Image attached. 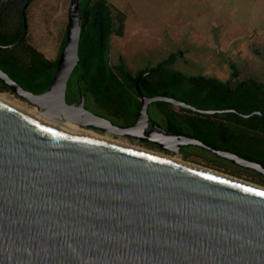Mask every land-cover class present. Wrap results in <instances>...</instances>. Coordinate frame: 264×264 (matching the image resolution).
Here are the masks:
<instances>
[{"label": "water", "instance_id": "obj_1", "mask_svg": "<svg viewBox=\"0 0 264 264\" xmlns=\"http://www.w3.org/2000/svg\"><path fill=\"white\" fill-rule=\"evenodd\" d=\"M81 1L70 0L65 43L47 89L34 94L0 69L2 85L48 119L134 137L174 154L196 146L264 176L258 162L166 132L147 106L164 102L241 118L260 116L257 111L146 97L138 86L146 73L135 81L141 104L130 125L90 112L83 93L68 103L67 84L79 63ZM25 33L24 23L20 39ZM231 177L73 132L0 100V264H264V190Z\"/></svg>", "mask_w": 264, "mask_h": 264}, {"label": "trees", "instance_id": "obj_2", "mask_svg": "<svg viewBox=\"0 0 264 264\" xmlns=\"http://www.w3.org/2000/svg\"><path fill=\"white\" fill-rule=\"evenodd\" d=\"M32 1L29 0L23 10L26 0H0V69L22 88L37 94L46 90L52 80L58 56L65 43V33L54 59L47 58L29 44L26 40V16ZM79 16V63L71 74H74L73 87L78 95H87L108 115L133 118L140 107L135 81L142 73H146L138 81L139 89L146 97L162 95L186 102L178 97V93H182L192 98V105L197 101H211L215 104V109H232L241 114L257 111L260 116L252 115L247 118L231 113L193 114L184 109L180 110L185 112L182 115L164 102L154 103L166 106V109L159 110L167 132L197 138L211 148L232 152L264 167L263 82L236 79L238 71L233 64L230 66L232 79L226 81L201 74L185 75L172 67L176 57L173 53L157 65L139 70L137 74L129 71L123 63L112 67L108 61L109 40L112 35H124L126 14L112 7L109 0H82ZM24 23L26 33L20 39ZM70 79L71 76L69 81ZM0 88L10 91L1 83ZM132 107L134 111H131ZM186 150L188 149L182 148L180 151L183 158L189 155ZM209 155L207 159L217 169L234 176H241L240 171L252 173L257 176L255 182L264 185V176ZM227 164L233 170L221 167Z\"/></svg>", "mask_w": 264, "mask_h": 264}, {"label": "rangeland", "instance_id": "obj_3", "mask_svg": "<svg viewBox=\"0 0 264 264\" xmlns=\"http://www.w3.org/2000/svg\"><path fill=\"white\" fill-rule=\"evenodd\" d=\"M110 2L112 7L123 9L124 11H122L126 14L124 35L122 37L112 35L109 40L108 61L112 67L123 63L129 71L135 74L144 67L154 66L166 59L177 48H183L186 50L185 54L191 52L193 54L189 55L190 59L186 60V63L177 58L172 67L185 75L204 74L224 81L230 77L229 64H234L239 72V78L254 77L264 82V0L259 1L260 15L256 16L255 11L250 23H236L237 13L234 12H230L227 16L224 15L221 19L222 22H213L212 18L208 19V38L203 37L201 40H208L209 43L211 39L212 42L211 45L205 43L200 44V46H196L190 35H186V32H182L180 39L172 37L167 27L164 28L165 36L157 37L153 33L159 24H184L186 19L182 16V7L179 6L181 5L180 0H111ZM254 6L256 8V4ZM69 7L70 0H33L28 7L26 40L49 59H54L58 54L62 37L66 31ZM174 10L179 11L176 18L172 19ZM257 21H262L263 25L251 32L253 23L255 24ZM164 31L162 30V33ZM197 55L200 59L194 58ZM73 78L74 74L71 75L67 84V101L79 99L80 94L78 95L73 87L75 84V78ZM0 94L23 106L39 110L10 91H4L0 88ZM178 97L183 98L188 103H193L191 97L182 93H178ZM133 98H131L132 102ZM131 104L134 106L133 103ZM84 106L90 110L86 98ZM195 106L202 109H215V104L211 101H197ZM173 107L176 109L175 106ZM159 109L164 110L166 106L153 103L148 107L147 113L149 118L164 126V119ZM131 111H134L133 107ZM109 137L113 141L173 157L264 187V185L255 182L257 176L252 173L240 171L241 176H234L222 169H217L213 166L214 163L207 159L212 153L208 151L207 153L206 150L196 146L187 147L188 150L186 151L189 155L187 158H183L181 153L174 154L161 151L123 137ZM104 138L109 139L108 137ZM216 164L218 163L216 162ZM231 165L227 164L221 167L233 170Z\"/></svg>", "mask_w": 264, "mask_h": 264}, {"label": "crops", "instance_id": "obj_4", "mask_svg": "<svg viewBox=\"0 0 264 264\" xmlns=\"http://www.w3.org/2000/svg\"><path fill=\"white\" fill-rule=\"evenodd\" d=\"M111 1V0H109ZM182 7V16L186 19L183 25H176L174 23H168L166 25L159 24L157 28L153 30V33L157 37L165 36L164 28L167 27L168 31L176 39H180L182 32H186V35H190L191 40L197 45L208 43V40H201L203 37L208 38V19H213V22L221 21L224 15H229L230 12L237 13L236 23L246 22L250 23L251 17H253L256 11V16L260 15V0H180ZM256 4V8L255 5ZM118 8V7H116ZM119 9V8H118ZM123 10V9H121ZM124 11V10H123ZM179 10H174L172 19H175ZM240 13V16H238ZM252 14V15H251ZM259 14V15H258ZM175 17V18H174ZM259 18V17H258ZM217 19V20H215ZM211 21V20H210ZM263 25L262 21L253 23V29H258ZM162 30L164 31L162 33ZM250 32V33H251ZM187 36V37H188ZM211 39L209 43L211 45ZM183 49V48H179ZM184 50V49H183ZM192 50V49H191ZM196 53V52H195ZM185 54V52H184ZM190 54H193L191 52ZM184 56H188L189 55ZM199 58L198 55L194 57ZM207 59V57H205Z\"/></svg>", "mask_w": 264, "mask_h": 264}, {"label": "flooded vegetation", "instance_id": "obj_5", "mask_svg": "<svg viewBox=\"0 0 264 264\" xmlns=\"http://www.w3.org/2000/svg\"><path fill=\"white\" fill-rule=\"evenodd\" d=\"M186 50H183V49H180L179 50V48H177V50L175 51V52H173V54H175L176 55V57H175V60H177V58H179L180 60H183L185 63H186V60H189L190 58H187L186 56H184V55H187V54H184V52H185ZM171 54V53H170ZM207 60H208V58H207ZM175 62V61H174ZM159 63V62H158ZM158 63H156L155 65H157ZM154 65V66H155ZM232 64H229V67L231 66ZM234 65V64H233ZM235 66V65H234ZM150 67H153V66H147V67H144V68H150ZM144 68H142V69H144ZM236 68V67H235ZM141 69V70H142ZM237 69V68H236ZM177 70V69H176ZM230 70H231V72H232V69H231V67H230ZM178 71H180V70H178ZM238 71V70H237ZM231 72H230V77L228 78V79H226V80H230V79H232V76H231ZM135 74H137V73H135ZM192 75H198V74H192ZM201 75H204V74H201ZM236 79H238V80H240V81H242V80H256V81H259L258 79H256V78H254V77H247V78H239V72H238V76H236ZM226 80H224V81H226ZM259 82H262V81H259ZM264 83V82H263ZM85 95V94H84ZM85 98H86V102H87V104H88V107H90V112H92V113H94V114H97V115H100V116H103V117H105V118H107L112 124H114V125H117V126H127V125H130V124H132L134 121H135V118H136V114H137V111H136V114H135V116L133 117V118H128L127 116H125V117H118V116H114V115H108L107 113H105L104 111H102V110H100L93 102H92V100L87 96V95H85ZM78 99H74V100H69V101H67L68 103H72V102H75V101H77ZM177 100V99H176ZM137 101H139L140 102V104H141V101H140V97L138 96V98H137ZM178 101H180V100H178ZM183 102V101H182ZM153 103H155V102H153ZM153 103H150L148 106H147V111H148V107L151 105V104H153ZM186 104H189V105H191V106H193L194 108H197V109H202V108H198V106H195V105H192L191 103H188V102H185ZM140 104H139V106H140ZM167 104V103H166ZM168 105H170V104H168ZM170 107H172V108H174L172 105H170ZM139 108V107H138ZM176 109L175 110H177L180 114H185V112L183 111H180L181 109H183V108H179V107H175ZM138 110V109H137ZM184 110H186V109H184ZM189 111V110H188ZM192 112V111H191ZM193 114H199V113H195V112H192ZM162 115V114H161ZM201 115H203V114H201ZM163 116V115H162ZM151 119V118H150ZM164 119V118H163ZM152 120V119H151ZM153 121V120H152ZM155 122V121H154ZM156 123V122H155ZM158 124V123H157ZM159 125V124H158ZM77 126V125H76ZM161 128H163L164 130H166L165 129V127L164 126H161V125H159ZM78 127V126H77ZM89 129V131H92V132H94V133H96V134H98V135H100L101 137L103 136V137H108L109 139H112V138H110L109 136H112V137H114V136H116V137H123V138H126V139H130V140H133V141H137L138 143H140V144H142V145H147V146H150V147H154V148H156V149H159V150H161V151H164L163 149H161V148H159L157 145H155V144H153V143H150V142H142V141H139L138 139H136V138H134V137H129V136H117V135H112V134H109V133H106V132H104V131H102V130H99V129H95V128H88ZM87 130V129H86ZM167 132V131H166ZM169 133V132H168ZM172 134V133H171ZM106 135H109V136H106ZM176 135H182V134H176ZM184 136H187V135H184ZM188 137H191V136H188ZM192 138H194V137H192ZM195 139H197V138H195ZM187 147H189V146H186V147H181V149L182 148H187ZM181 149H180V151H181Z\"/></svg>", "mask_w": 264, "mask_h": 264}, {"label": "bare ground", "instance_id": "obj_6", "mask_svg": "<svg viewBox=\"0 0 264 264\" xmlns=\"http://www.w3.org/2000/svg\"><path fill=\"white\" fill-rule=\"evenodd\" d=\"M0 100L19 109L20 111L28 114V115H31L35 118H38L40 120H44V121H49L51 122L52 124L58 126V127H61V128H64V129H67V130H70V131H73V132H76V133H80V134H84V135H88L90 137H93V138H96V139H101V140H105V141H110V142H114V143H118V144H122L124 146H127L129 148H132V149H137V150H141V151H144L143 149H140V148H136V147H133V146H129L125 143H120V142H117V141H113V140H110V139H107V138H104V137H101L100 135L92 132V131H89V130H86V129H81L79 127H77L75 124H71V123H62V122H59L57 120H54V119H48V117L44 116V114L42 113V111L40 110H37V109H31L29 107H26V106H23L15 101H12L10 99H8L5 95L3 94H0ZM159 156H162V157H165L167 159H170V160H173V161H176V162H180V163H184L186 165H190V166H193V167H196L198 169H202V170H205V171H209V172H212V173H216V174H219L221 176H225V177H230V176H227V175H224V174H220V173H217L215 171H212V170H209L207 168H204V167H200V166H197L195 164H191V163H188V162H183V161H180L179 159H176V158H173V157H169V156H164V155H160ZM232 178V177H231ZM232 179H235L236 181H239L241 183H245L247 185H250V186H253L255 188H258V189H261V190H264V187L262 186H256L254 184H251V183H248V182H245L243 180H240V179H237V178H232Z\"/></svg>", "mask_w": 264, "mask_h": 264}, {"label": "snow or ice", "instance_id": "obj_7", "mask_svg": "<svg viewBox=\"0 0 264 264\" xmlns=\"http://www.w3.org/2000/svg\"><path fill=\"white\" fill-rule=\"evenodd\" d=\"M261 195H264V193H261Z\"/></svg>", "mask_w": 264, "mask_h": 264}]
</instances>
